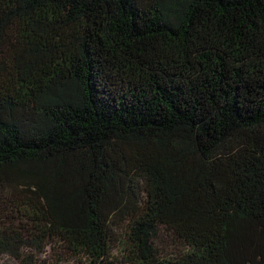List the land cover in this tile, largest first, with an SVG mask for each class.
Here are the masks:
<instances>
[{"label": "trees", "instance_id": "1", "mask_svg": "<svg viewBox=\"0 0 264 264\" xmlns=\"http://www.w3.org/2000/svg\"><path fill=\"white\" fill-rule=\"evenodd\" d=\"M75 261L264 264V0H0V264Z\"/></svg>", "mask_w": 264, "mask_h": 264}, {"label": "rangeland", "instance_id": "2", "mask_svg": "<svg viewBox=\"0 0 264 264\" xmlns=\"http://www.w3.org/2000/svg\"><path fill=\"white\" fill-rule=\"evenodd\" d=\"M45 261L46 262H49V261L51 262V259L47 257V258H45ZM73 264H82V263H81V261H75V262H73Z\"/></svg>", "mask_w": 264, "mask_h": 264}]
</instances>
